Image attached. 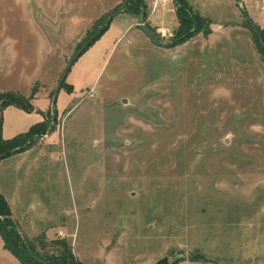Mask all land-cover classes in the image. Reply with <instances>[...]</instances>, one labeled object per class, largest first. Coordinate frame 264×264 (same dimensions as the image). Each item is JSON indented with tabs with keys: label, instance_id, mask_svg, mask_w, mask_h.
Masks as SVG:
<instances>
[{
	"label": "rangeland",
	"instance_id": "rangeland-1",
	"mask_svg": "<svg viewBox=\"0 0 264 264\" xmlns=\"http://www.w3.org/2000/svg\"><path fill=\"white\" fill-rule=\"evenodd\" d=\"M187 1L218 39H184L177 6L167 22L146 8L153 41L136 0H0V95L30 107L0 101V134L44 130L0 159V191L22 235L53 230L42 253L63 239L81 264H264V32L246 10L262 1Z\"/></svg>",
	"mask_w": 264,
	"mask_h": 264
},
{
	"label": "trees",
	"instance_id": "trees-1",
	"mask_svg": "<svg viewBox=\"0 0 264 264\" xmlns=\"http://www.w3.org/2000/svg\"><path fill=\"white\" fill-rule=\"evenodd\" d=\"M175 2L178 13L181 15H192V26L184 33L186 34L184 39L190 38L193 34L195 35L202 32L203 35H208L211 32L210 28L206 26V18L200 16L196 12H192L187 0H175ZM145 10V1L136 0L134 12L138 15L141 14L144 18L146 13ZM101 34H99L98 37H100ZM92 43H90V45ZM257 44H259V42H257ZM2 96H5V98ZM0 101L4 107L8 105H15L27 112H29L30 109L29 106L25 105V100L17 95H0ZM43 133V125L38 122L31 125L25 132L19 133L11 139H3L0 134V154L6 153V157L9 150H13L18 146L21 147V145L26 142L28 137L32 135L41 136ZM10 216V207L3 195L0 194V237L3 242V248L15 257L20 264H41L36 261L31 254L43 259L49 264H81L74 258L70 246L67 241L63 239H54L51 241V245L60 247V250L58 249L56 253H42V250H40L38 246L44 248L48 245L45 234L42 233L33 240L28 239L17 230V223L16 221L14 222L11 220Z\"/></svg>",
	"mask_w": 264,
	"mask_h": 264
},
{
	"label": "water",
	"instance_id": "water-1",
	"mask_svg": "<svg viewBox=\"0 0 264 264\" xmlns=\"http://www.w3.org/2000/svg\"><path fill=\"white\" fill-rule=\"evenodd\" d=\"M240 0H236L237 3H239ZM243 16L246 19V22L252 27V29L254 30V32L256 34L259 35V29L258 27L255 25V23L252 21V19L248 16V14L243 11ZM111 21V17L108 18V20L106 21V23L104 25H102L98 31L94 34H92L88 40L86 41V43L84 45H82L81 47H79V49H77L75 51V53H73V55L70 57V59L67 61V64L65 65L64 69L62 70V72L59 75V78L56 82L55 88H54V92H53V97H52V104H55L58 93L61 89L62 83L65 81L66 76L71 68V66L73 65V63L76 61V59L86 50V48L88 47V45H90V43H92L93 41H95L98 37L99 34L103 33L106 30L107 25L110 23ZM140 28L153 40L156 41L155 37L152 35V32L144 25L143 22V18L142 15L140 14L139 16V22H138ZM6 153H1L0 154V159H2L3 157H5ZM31 256L38 261L41 264H49L48 262L44 261L43 259L37 257V256H33V254H31ZM168 258L167 257H163L158 259L156 262L151 263V264H168Z\"/></svg>",
	"mask_w": 264,
	"mask_h": 264
},
{
	"label": "crops",
	"instance_id": "crops-1",
	"mask_svg": "<svg viewBox=\"0 0 264 264\" xmlns=\"http://www.w3.org/2000/svg\"><path fill=\"white\" fill-rule=\"evenodd\" d=\"M189 2H190V4H192V0H189ZM257 2V1H256ZM145 3H146V8H147V10H148V12H149V16L151 17L152 16V18L154 19V18H157V19H159V21H164V22H167V21H171V20H174L175 18H176V13H175V9H176V2H175V0H173V1H166L165 3H164V5L161 7V8H157V7H155V9H154V0H145ZM237 3V2H236ZM239 3H240V1H239ZM238 3V4H239ZM258 3V2H257ZM256 3V4H257ZM193 5V4H192ZM241 5V4H240ZM195 6V5H194ZM249 6H250V9L248 10L247 8H246V10L247 11H249V13H250V16H255V17H257L258 19H259V21H260V24H261V30L264 32V29H263V25H264V15H260L261 13H258L257 12V9H255V7H254V4H252V3H249ZM242 14H243V11H242ZM262 14H264V13H262ZM249 16V15H248ZM217 27H219V29H216L215 27H212L211 28V33L208 35L209 37H210V40H212V39H214V40H216V39H218V33H220L221 31H223V30H226L225 29V27L226 26H224V25H218ZM25 152H27V151H22V152H20V153H22V154H25ZM0 194H2L4 197H5V195H4V193L3 192H1L0 191ZM6 199V201L8 202V200H7V198H5ZM8 205H9V202H8ZM9 207H10V205H9ZM10 209H11V211H12V208L10 207ZM17 223V222H16ZM19 224H22V223H19ZM58 230V229H57ZM53 232V230H51V228H49V227H46V228H44L41 232L40 231H38V232H35L34 234H29L30 236H33V235H38V234H42V233H44L45 234V236L47 237V238H49V237H51V236H53L54 235V232ZM56 232V231H55ZM1 239V238H0ZM2 244H3V242H2V240H1V246H2ZM3 248V247H2ZM4 249V248H3ZM5 250V249H4ZM7 251V250H6Z\"/></svg>",
	"mask_w": 264,
	"mask_h": 264
},
{
	"label": "built area",
	"instance_id": "built-area-1",
	"mask_svg": "<svg viewBox=\"0 0 264 264\" xmlns=\"http://www.w3.org/2000/svg\"><path fill=\"white\" fill-rule=\"evenodd\" d=\"M166 1L167 0H154V6H153L154 9H155V7L161 8ZM168 1H173V0H168ZM261 1H262V5H260V9L262 10V12H264V0H261ZM57 234L58 235H62L63 231L62 230H58Z\"/></svg>",
	"mask_w": 264,
	"mask_h": 264
}]
</instances>
